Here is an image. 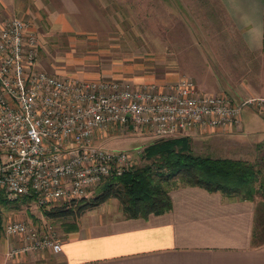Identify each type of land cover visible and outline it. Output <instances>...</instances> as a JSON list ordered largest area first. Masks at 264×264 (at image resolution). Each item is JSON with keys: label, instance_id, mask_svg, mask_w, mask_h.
Instances as JSON below:
<instances>
[{"label": "built area", "instance_id": "2783aa9c", "mask_svg": "<svg viewBox=\"0 0 264 264\" xmlns=\"http://www.w3.org/2000/svg\"><path fill=\"white\" fill-rule=\"evenodd\" d=\"M27 23L15 14L0 19V196L6 202L49 209L89 195L133 166L143 148L98 142L111 126L173 137L236 128L244 108L264 110V96L206 92L188 75L164 85L55 75L38 67L36 33ZM2 228L20 235L15 252L60 250L55 232L43 224L9 218Z\"/></svg>", "mask_w": 264, "mask_h": 264}, {"label": "crops", "instance_id": "0c3cea01", "mask_svg": "<svg viewBox=\"0 0 264 264\" xmlns=\"http://www.w3.org/2000/svg\"><path fill=\"white\" fill-rule=\"evenodd\" d=\"M216 1L231 22L229 36L234 38L225 39L229 48L219 57L223 90L199 88L224 92L234 99L264 96V46L249 47L242 23L248 9L234 11L244 0H231V7L230 0ZM245 2L264 19V0ZM60 8L78 10L73 0H0V14H29L20 16L25 19L37 20L36 13L41 12L46 19L61 20ZM62 25L72 28L68 22ZM222 36L227 34L222 32ZM243 111L239 127L206 131H220L236 151L240 145L242 156L232 158L252 163L263 177L264 110L246 107ZM184 135L190 137L192 132ZM263 193L264 188L252 199H240L198 185H178L169 189L171 207L161 213L126 217L119 202L116 214L84 210L71 225L55 233L60 242L56 252L49 248L15 252L20 235L5 234L2 224L0 264H264Z\"/></svg>", "mask_w": 264, "mask_h": 264}, {"label": "rangeland", "instance_id": "374dc122", "mask_svg": "<svg viewBox=\"0 0 264 264\" xmlns=\"http://www.w3.org/2000/svg\"><path fill=\"white\" fill-rule=\"evenodd\" d=\"M73 1L77 3L78 10L60 8L62 17L60 14L58 18L61 20L46 19L41 12L36 13L37 20L22 18L36 33L38 67L60 76L121 77L161 85L167 80L188 75L202 89L223 90L219 86L223 72L219 57L229 48L225 39H233L234 36H229L232 33L231 22L216 0ZM95 6L101 10L96 12ZM10 14L19 17L29 15L10 12L0 14V19ZM66 22L71 29L62 28ZM222 32L227 36H222ZM191 132L190 144L194 153L212 157L242 156L240 145L236 151L234 143L228 142L220 131ZM103 134L97 139L99 143L127 150L143 148L157 138L149 132L123 130L115 126ZM246 149L250 153V148ZM135 160L133 166L147 161L143 155L135 156ZM94 193L82 200L69 199L55 205V208L73 209L63 215L47 216L32 201L0 202V227L6 218H18L31 221L33 225L43 224L58 233L75 221L78 216L76 204ZM84 205L81 212L93 208L94 212L103 211L111 215L116 214L118 200L109 197L93 206Z\"/></svg>", "mask_w": 264, "mask_h": 264}, {"label": "trees", "instance_id": "16d2710c", "mask_svg": "<svg viewBox=\"0 0 264 264\" xmlns=\"http://www.w3.org/2000/svg\"><path fill=\"white\" fill-rule=\"evenodd\" d=\"M142 155L146 162L110 175L92 196L76 204L77 214L82 205L93 206L109 197L118 200L126 217L161 213L171 207L169 189L178 185H198L240 199H252L264 188V176H259L252 163L194 153L188 135L157 137L143 147ZM0 202L6 201L0 196ZM72 211L71 207H51L43 213L52 216Z\"/></svg>", "mask_w": 264, "mask_h": 264}, {"label": "clouds", "instance_id": "9594fccd", "mask_svg": "<svg viewBox=\"0 0 264 264\" xmlns=\"http://www.w3.org/2000/svg\"><path fill=\"white\" fill-rule=\"evenodd\" d=\"M231 7V0L228 5ZM247 8V20L243 21V26L246 28V42L249 47H260L264 46V19L258 17L254 11H252L253 6L245 2L243 5L238 4L234 11H241V8Z\"/></svg>", "mask_w": 264, "mask_h": 264}]
</instances>
